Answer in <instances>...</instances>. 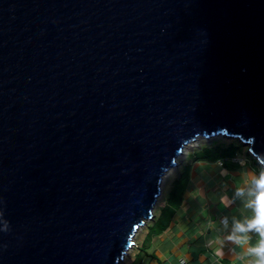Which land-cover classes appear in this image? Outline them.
<instances>
[{"label": "water", "instance_id": "95a60500", "mask_svg": "<svg viewBox=\"0 0 264 264\" xmlns=\"http://www.w3.org/2000/svg\"><path fill=\"white\" fill-rule=\"evenodd\" d=\"M215 135L264 173V0H0V264H119Z\"/></svg>", "mask_w": 264, "mask_h": 264}, {"label": "crops", "instance_id": "0c3cea01", "mask_svg": "<svg viewBox=\"0 0 264 264\" xmlns=\"http://www.w3.org/2000/svg\"><path fill=\"white\" fill-rule=\"evenodd\" d=\"M246 154L223 162L193 161L189 156L166 187L153 219L134 236L137 248L128 264H231L254 245L258 239L254 231L246 233L247 245L227 239L244 235L235 232V226L253 217L256 182L264 183L260 165ZM217 247L221 260L214 255ZM248 259H237V264Z\"/></svg>", "mask_w": 264, "mask_h": 264}, {"label": "clouds", "instance_id": "9594fccd", "mask_svg": "<svg viewBox=\"0 0 264 264\" xmlns=\"http://www.w3.org/2000/svg\"><path fill=\"white\" fill-rule=\"evenodd\" d=\"M257 193L255 200L252 202L254 207V215L244 224H236L235 232L242 233L244 235H230L227 239L235 241L237 245H247L250 237L246 235L249 231H254L257 236V242L254 245L247 247L242 256L231 260V264H237V259H243V257H249L245 264H264V183L259 180L256 182ZM214 255L217 260L223 258L222 252L219 247L215 248ZM183 264V262H182Z\"/></svg>", "mask_w": 264, "mask_h": 264}, {"label": "rangeland", "instance_id": "374dc122", "mask_svg": "<svg viewBox=\"0 0 264 264\" xmlns=\"http://www.w3.org/2000/svg\"><path fill=\"white\" fill-rule=\"evenodd\" d=\"M201 146L202 147L203 146H207V147H211V148H221L220 153L221 154H224V155L227 154V153H230V154L231 153H234V155L235 154H237V155L238 154L239 155L242 154V155H246L247 156V154H246L247 148L245 146H243L242 144L239 145V141L237 139L228 138V137L221 136V135H215V136H212V137H209V138L202 137V136L197 137L194 141L190 142L189 144H187L184 147V149L182 151V154L179 155L176 158V160H175L176 161V165L166 172L167 175L165 174L166 175V176L164 175L165 177L163 176L162 182L160 184L161 194H160V196L157 199L156 205L154 206V210L156 209V207L161 202L162 196L165 193L166 187L168 186V184L171 183L172 180L177 177L178 172L181 169V165L186 160H188V157L189 156H192L193 155L192 153H194L195 151L199 150V148ZM224 160H225L224 158H220L217 161L223 162ZM149 221L150 220L146 221L145 225ZM143 227H140L137 232L139 233V230H141ZM135 236H136V234H135ZM134 240L137 241V237ZM132 250L134 251L135 249L134 248H130V250L125 255L124 259L121 260L119 262V264H128V259H129L128 256L130 255V253H131Z\"/></svg>", "mask_w": 264, "mask_h": 264}, {"label": "trees", "instance_id": "16d2710c", "mask_svg": "<svg viewBox=\"0 0 264 264\" xmlns=\"http://www.w3.org/2000/svg\"><path fill=\"white\" fill-rule=\"evenodd\" d=\"M239 145L240 142H239ZM221 148H211V147H207V146H201L199 148V150L195 151L194 153H192L193 155L190 156L191 159L193 161H207V162H215L217 160H219L220 158H224V159H228L234 156V153H227V154H221L220 153ZM185 179H181L179 181L180 186H184L185 185Z\"/></svg>", "mask_w": 264, "mask_h": 264}, {"label": "built area", "instance_id": "2783aa9c", "mask_svg": "<svg viewBox=\"0 0 264 264\" xmlns=\"http://www.w3.org/2000/svg\"><path fill=\"white\" fill-rule=\"evenodd\" d=\"M255 159V158H254ZM132 248H137V246H136V244H135V242H134V244H133V246H132Z\"/></svg>", "mask_w": 264, "mask_h": 264}, {"label": "bare ground", "instance_id": "6f19581e", "mask_svg": "<svg viewBox=\"0 0 264 264\" xmlns=\"http://www.w3.org/2000/svg\"><path fill=\"white\" fill-rule=\"evenodd\" d=\"M166 175H167V173H166ZM166 175H165V176H166ZM165 176H164V177H165Z\"/></svg>", "mask_w": 264, "mask_h": 264}]
</instances>
